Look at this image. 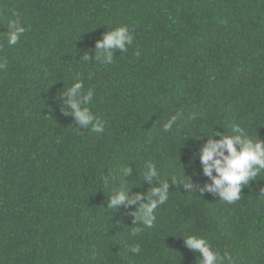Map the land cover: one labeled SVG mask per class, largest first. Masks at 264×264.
Instances as JSON below:
<instances>
[{
  "label": "trees",
  "instance_id": "trees-1",
  "mask_svg": "<svg viewBox=\"0 0 264 264\" xmlns=\"http://www.w3.org/2000/svg\"><path fill=\"white\" fill-rule=\"evenodd\" d=\"M17 18L26 32L9 46ZM122 25L127 52L95 61L96 42ZM3 59L0 264H200L189 234L231 264H264V173L230 204L208 190L198 151L236 124L264 140V0H0ZM77 75L102 133L65 105ZM150 161L170 182L151 228L133 224L137 204L109 208L123 167L130 194L160 186L145 176ZM105 176L116 178L108 188Z\"/></svg>",
  "mask_w": 264,
  "mask_h": 264
},
{
  "label": "clouds",
  "instance_id": "clouds-1",
  "mask_svg": "<svg viewBox=\"0 0 264 264\" xmlns=\"http://www.w3.org/2000/svg\"><path fill=\"white\" fill-rule=\"evenodd\" d=\"M25 32L26 28L20 19H10L7 29V44L15 46ZM133 40V35L126 25L107 31L103 35V39L96 42L95 61L112 64L114 54L117 51L127 52L128 46L133 44ZM87 60H89V56L85 54L83 61ZM7 66V59L0 60V70L6 69ZM83 89V80L77 75L64 93L68 97L65 105L69 109V113L74 116L75 122L84 129L90 127L92 132L102 133L105 121L96 116L88 107L94 90L89 89L85 92ZM182 115V111L172 115L163 124L164 131H171ZM216 135H220L221 138L218 140L213 138ZM198 151L203 173L210 177L213 182L207 185L208 190L218 191L222 200L227 203L231 204L240 200L242 188L247 186L251 180L256 179L259 174L264 173V140L253 139L248 131L239 124L231 128V134L213 133L207 143ZM131 172L132 168L129 166L120 169L121 186L113 191L115 195L111 196L109 208L117 209L118 206L137 204L138 207L132 213L133 224H142L151 228L156 219L155 210L169 199L170 182L167 179L161 180L157 165L154 162H148L144 172L145 176L149 181H152L154 177L160 178V186L153 187L145 200L143 193L130 194L131 189L124 187ZM213 172L216 175H213ZM183 177H185L184 173L179 182L185 188L191 187L190 178L185 180ZM115 180V177L105 176L103 178L104 188L110 187L115 183ZM171 183H177V179L174 178ZM141 230L140 227H135L131 235L135 236ZM184 242L189 249L200 253L202 257L200 264H231V256L227 253L222 255L202 236L189 234ZM130 251L134 254L139 253L141 251L139 244L131 246Z\"/></svg>",
  "mask_w": 264,
  "mask_h": 264
}]
</instances>
